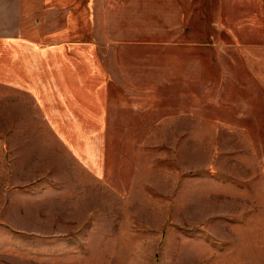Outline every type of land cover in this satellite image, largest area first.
<instances>
[{
	"label": "rangeland",
	"instance_id": "rangeland-1",
	"mask_svg": "<svg viewBox=\"0 0 264 264\" xmlns=\"http://www.w3.org/2000/svg\"><path fill=\"white\" fill-rule=\"evenodd\" d=\"M219 54V105L172 125L107 102L54 122L0 49V264H264V44Z\"/></svg>",
	"mask_w": 264,
	"mask_h": 264
},
{
	"label": "crops",
	"instance_id": "crops-1",
	"mask_svg": "<svg viewBox=\"0 0 264 264\" xmlns=\"http://www.w3.org/2000/svg\"><path fill=\"white\" fill-rule=\"evenodd\" d=\"M29 13L37 42L21 34ZM223 44H264V0H0L5 87L19 84L54 122L107 102L133 115L163 108L166 123L183 124L219 105Z\"/></svg>",
	"mask_w": 264,
	"mask_h": 264
}]
</instances>
